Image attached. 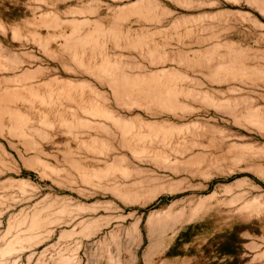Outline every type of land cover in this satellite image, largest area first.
<instances>
[{
  "label": "rangeland",
  "instance_id": "obj_1",
  "mask_svg": "<svg viewBox=\"0 0 264 264\" xmlns=\"http://www.w3.org/2000/svg\"><path fill=\"white\" fill-rule=\"evenodd\" d=\"M5 93L0 264H264V0H0Z\"/></svg>",
  "mask_w": 264,
  "mask_h": 264
},
{
  "label": "bare ground",
  "instance_id": "obj_2",
  "mask_svg": "<svg viewBox=\"0 0 264 264\" xmlns=\"http://www.w3.org/2000/svg\"><path fill=\"white\" fill-rule=\"evenodd\" d=\"M263 7V6H262ZM221 69V68H220ZM20 78V77H19ZM114 82H116V83H114L113 85H112V87H113V89H114V91L115 92H119V95L121 96V88H123L121 85H120V80L118 79V81L117 80H114ZM124 89V88H123ZM7 93H5V96L3 95V94H0V107L3 105V103L5 102V97H7V95H10V94H7ZM157 103H159V101L157 102ZM165 105H167V106H169V105H171V103H172V98H168L167 99V101L166 102H163ZM164 104H162V105H164ZM98 110V109H97ZM102 117H108V118H110V114L109 113H107V112H105V111H102ZM250 117H251V115H248L247 116V118H249L250 119ZM17 118V114L16 113H10V116H9V120H11V121H14L15 119ZM22 117H20V118H18L19 120L21 119ZM246 118V117H245ZM113 121H114V123L115 124H120L121 123V121L119 120V119H116V118H111ZM111 121V120H110ZM20 122H22V121H20ZM81 122V121H80ZM1 125V124H0ZM13 126V125H12ZM14 127V126H13ZM12 129H14V128H12ZM128 129H130V127H128V126H123L122 127V133L123 134H126L127 132H128ZM16 131V130H15ZM15 131H13V132H15ZM12 132V131H11ZM18 132H19V130H18ZM9 133V132H8ZM18 134H20V133H18ZM21 137V136H20ZM117 163V162H116ZM90 171V170H89ZM87 173H89V172H87ZM95 178H100V176H99V174L98 173H96L95 171H93V172H91L90 174H85L84 175V177H83V180L84 181H90V180H93V179H95ZM18 183H20V184H22V185H27V183H26V181H18ZM213 198V197H212ZM246 206V205H245ZM248 206V205H247ZM253 206V203H251L249 206H248V208H250V207H252ZM246 208V207H245ZM48 216H45L44 214H42L41 212H36V213H34L32 216H31V218L28 220V221H26V223H25V230L23 231L24 232V236H23V238H20V240H22V239H25V241H32V240H37L38 238L36 237V234H35V231L38 229V227L40 226V225H50V223L51 222H48ZM44 220L45 221H47V223H45L44 224ZM15 224V223H14ZM14 224H12V226L11 225H9V228H11V227H13L14 226ZM20 224L21 223H17V224H15V226H17V227H19L20 226ZM11 226V227H10ZM90 226V225H89ZM44 228V227H43ZM90 228V227H89ZM42 229V228H41ZM85 230H88V229H85ZM49 233H51V231H49V232H47L46 234L48 235ZM79 233V232H78ZM41 238V237H40ZM39 238V239H40ZM38 239V240H39ZM10 250L11 251H13L14 250V247H11L10 248ZM148 253V252H147Z\"/></svg>",
  "mask_w": 264,
  "mask_h": 264
}]
</instances>
